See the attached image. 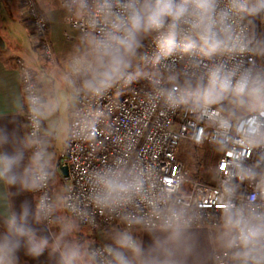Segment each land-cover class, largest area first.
<instances>
[{
    "label": "clouds",
    "instance_id": "obj_1",
    "mask_svg": "<svg viewBox=\"0 0 264 264\" xmlns=\"http://www.w3.org/2000/svg\"><path fill=\"white\" fill-rule=\"evenodd\" d=\"M59 7L83 25L51 78L65 95L27 83L17 107L27 106L30 130L0 126V184L10 204L0 216V264H21V251L34 260L47 253L49 264H264V67L255 62L264 59L257 25L264 0H59ZM141 80L169 111L201 118L195 142L210 139L229 161L209 250L200 237L203 212L181 198L180 175L158 186L152 172L117 158L86 173L85 207L49 195L58 177L49 150L54 124L44 122L80 97L103 98ZM95 123L85 124L89 134ZM233 144L239 151L229 155ZM250 149L257 158L247 164ZM244 181L253 185L246 196ZM21 193L34 204L25 199L17 210L11 201ZM141 204L143 213L135 210ZM97 215L123 225L101 245L81 235Z\"/></svg>",
    "mask_w": 264,
    "mask_h": 264
},
{
    "label": "built area",
    "instance_id": "obj_2",
    "mask_svg": "<svg viewBox=\"0 0 264 264\" xmlns=\"http://www.w3.org/2000/svg\"><path fill=\"white\" fill-rule=\"evenodd\" d=\"M2 1L26 6L36 26L35 31L46 60L45 63L36 66L22 58L17 59L25 97L24 89L27 83L39 88L38 76H51L57 66L53 47L47 39L50 25L38 6V0H0ZM50 2L59 4V0H50ZM61 11L64 21L69 25L70 33L66 32L65 35L76 39L83 30L82 22L67 14L62 8ZM257 25L258 30L264 32V25H260L259 21ZM146 45L151 51L150 42L147 41ZM255 62L257 66L264 67V59L256 58ZM28 77L30 80L27 79ZM24 113L28 133L30 129L26 105ZM93 119H96L95 127L89 134L85 124ZM204 128L205 123L201 118H193L180 110L169 111L152 98L146 80L133 83L120 91L113 89L103 98L80 97L75 103L68 138L59 157L60 168L66 166L69 171L64 196L76 201L80 207H85L88 204L86 173L101 164H111L114 159L120 158L125 162L138 163L152 172L158 186L162 180L174 175L184 177L180 190L181 198L186 204L203 212L202 227H215L220 215L218 210L220 197L217 196V192L220 190L221 182L227 177L223 169L229 165V161L225 153L218 151L210 139H204L202 143L195 142L198 131ZM182 141L195 146L209 145L218 151L213 181L197 178L186 162L180 158L178 151ZM232 151H239V146L231 145L228 154L231 155ZM248 155L250 158L245 160V163L252 164L257 158V151L250 149ZM239 191L246 196L253 191V185L244 181L240 184ZM52 193L53 190H50L49 195ZM135 210L141 213L146 211L142 204ZM96 220V226H84L94 231H104L119 224L101 215H97ZM101 244L103 243H97V245Z\"/></svg>",
    "mask_w": 264,
    "mask_h": 264
},
{
    "label": "rangeland",
    "instance_id": "obj_3",
    "mask_svg": "<svg viewBox=\"0 0 264 264\" xmlns=\"http://www.w3.org/2000/svg\"><path fill=\"white\" fill-rule=\"evenodd\" d=\"M55 2L58 3L57 1ZM38 6L49 21L50 26L47 32V39L51 43L54 50V57L57 63V66L54 69L55 71L57 68H62L65 56L69 52L73 44L76 42V39L68 38L65 35L66 32L70 33L69 25L64 21L62 17L63 13L61 11V8L59 7V4H53L52 2H50V0H38ZM31 17L32 16L30 12H28V9L25 5L9 1L0 2V39L5 42L8 47L11 46L13 42L11 41L12 39L10 34H12V32L16 33L19 25H23L29 33V43L32 52L36 57L41 58L40 64H37L41 65L45 63L46 60L44 59L43 50L41 49L40 41L35 31L36 26L33 23ZM26 40L27 38L25 37V42ZM145 43H147V41ZM25 51L21 54H26ZM57 75L58 73H52L51 78ZM44 77H46V79H51L50 76ZM48 84H50V87L54 86L57 89L58 95H60L61 97L65 95L63 90L60 89L57 79L48 80ZM72 109L73 106H70L67 112H65L63 108H61V110L57 112V118H59V116L60 118H65ZM51 134L54 137V140L51 142L49 150H51L56 156L58 177L57 184L52 190L64 195L67 186V179L62 175L58 167V160L64 141V127H53L51 130ZM178 154L180 158L186 162L189 169L197 178L208 182L213 181L215 164L219 155L218 151L215 150L214 147L209 145L195 146L182 141L179 147ZM197 164H199V168H196ZM118 227L123 226L120 224H115L104 231H94L89 227L83 226L81 235L84 238L94 240L96 244L105 243L107 234Z\"/></svg>",
    "mask_w": 264,
    "mask_h": 264
},
{
    "label": "crops",
    "instance_id": "obj_4",
    "mask_svg": "<svg viewBox=\"0 0 264 264\" xmlns=\"http://www.w3.org/2000/svg\"><path fill=\"white\" fill-rule=\"evenodd\" d=\"M10 35L13 44L9 47L5 42L0 39V126H6L9 131L15 129L18 134L24 135L27 134L25 113L24 110L21 111L17 107V102L21 104L24 103V94L21 87L20 69L17 63V59L22 58L28 63L37 66L38 64H40L41 58L36 57L32 52L29 43V33L23 25H19L17 32H12V34ZM25 37L27 38L26 42ZM24 51L26 54L22 55L21 53H23ZM59 70L60 69L57 68L53 72V74L59 73ZM41 76L42 75L38 76L39 88L50 87V84H48V80L51 79H46V77L43 76L44 80L41 81L39 79V77ZM73 109L71 110V112H69V114L66 115L65 118H60V116L59 118H57L56 113L51 118V121L44 122V128L46 129L48 128L50 122L54 124V127H64V141L61 151L63 150L68 138L69 126L72 118ZM51 130L52 129H50V132ZM51 137L53 141L54 137L52 136V134ZM58 167L60 169L59 160ZM10 191L15 193L16 189L12 188L10 189ZM6 193L7 187L3 184H0V216L5 215L8 207L10 206L9 202L4 199ZM25 199L29 200L34 204L31 193H21L18 196L14 195L12 197V206L19 210L20 202ZM213 229L214 227H202L200 230L202 245L206 250L210 249L209 239ZM145 240H147L146 236ZM19 255L21 264H49L47 259V253H45V255L41 256L39 259L35 260L25 256L23 251H21Z\"/></svg>",
    "mask_w": 264,
    "mask_h": 264
},
{
    "label": "water",
    "instance_id": "obj_5",
    "mask_svg": "<svg viewBox=\"0 0 264 264\" xmlns=\"http://www.w3.org/2000/svg\"><path fill=\"white\" fill-rule=\"evenodd\" d=\"M60 171H61V173H62V175L65 177V178H67L68 177V167H66V166H62L61 168H60Z\"/></svg>",
    "mask_w": 264,
    "mask_h": 264
},
{
    "label": "trees",
    "instance_id": "obj_6",
    "mask_svg": "<svg viewBox=\"0 0 264 264\" xmlns=\"http://www.w3.org/2000/svg\"><path fill=\"white\" fill-rule=\"evenodd\" d=\"M196 168H199V164L196 165Z\"/></svg>",
    "mask_w": 264,
    "mask_h": 264
}]
</instances>
